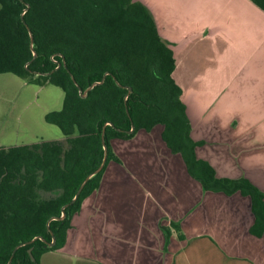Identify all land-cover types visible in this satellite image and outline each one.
Instances as JSON below:
<instances>
[{"label":"crops","instance_id":"obj_1","mask_svg":"<svg viewBox=\"0 0 264 264\" xmlns=\"http://www.w3.org/2000/svg\"><path fill=\"white\" fill-rule=\"evenodd\" d=\"M134 1L173 52L198 160L264 193V11L250 0ZM163 129L112 141L119 161L74 215L65 246L40 264H199L193 252L264 264L251 198L206 191Z\"/></svg>","mask_w":264,"mask_h":264},{"label":"trees","instance_id":"obj_2","mask_svg":"<svg viewBox=\"0 0 264 264\" xmlns=\"http://www.w3.org/2000/svg\"><path fill=\"white\" fill-rule=\"evenodd\" d=\"M250 1L264 11V0ZM174 69L172 50L140 2L0 0V75L60 88L63 106L45 121L65 137L0 148V264H40L43 254L63 248L74 215L107 165L119 161L112 141L158 125L206 191L251 198V233L264 238V193L246 179H218L198 160ZM104 147L105 166L71 204L101 167Z\"/></svg>","mask_w":264,"mask_h":264},{"label":"rangeland","instance_id":"obj_3","mask_svg":"<svg viewBox=\"0 0 264 264\" xmlns=\"http://www.w3.org/2000/svg\"><path fill=\"white\" fill-rule=\"evenodd\" d=\"M63 101V91L54 85L39 86L13 74L0 75V148L64 139L58 127L45 121L46 114L61 110ZM191 256L199 264H215L208 253Z\"/></svg>","mask_w":264,"mask_h":264},{"label":"water","instance_id":"obj_4","mask_svg":"<svg viewBox=\"0 0 264 264\" xmlns=\"http://www.w3.org/2000/svg\"><path fill=\"white\" fill-rule=\"evenodd\" d=\"M31 39H32V36H31ZM32 42H33V39H32ZM34 56L37 57L36 54H35ZM60 66H61V65L59 64V65H58V68H59ZM92 88H93V86L90 87L89 90L92 89ZM129 91L131 92V89H130ZM83 97H85V94L83 95ZM133 130H134V128L131 130V132H132ZM104 150H105V156H104L103 163H102L101 167H100L98 170H96L93 174H91L90 176H88V177L86 178V180L84 181V183L82 184V186H81L80 189L78 190V192H77L75 198L73 199V201L71 202V204L75 203V201L77 200L78 196L81 194L83 188L85 187L86 183H87V182H88V181H89L94 175L98 174V173L103 169V167L105 166V164H106V162H107V149H106V147H104ZM53 245H54V241L50 244V246H53ZM11 261H12V259L10 260V263H11ZM10 263H9V264H10Z\"/></svg>","mask_w":264,"mask_h":264}]
</instances>
